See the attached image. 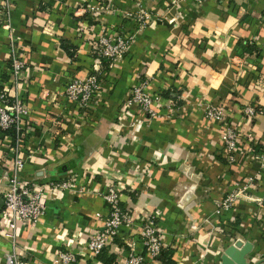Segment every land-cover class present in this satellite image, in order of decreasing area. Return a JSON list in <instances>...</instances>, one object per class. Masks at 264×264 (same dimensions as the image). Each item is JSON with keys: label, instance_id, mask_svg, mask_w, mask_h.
<instances>
[{"label": "crops", "instance_id": "crops-1", "mask_svg": "<svg viewBox=\"0 0 264 264\" xmlns=\"http://www.w3.org/2000/svg\"><path fill=\"white\" fill-rule=\"evenodd\" d=\"M172 1L0 0V89L19 93L31 114L22 136L0 131V264L10 254L22 264H53L63 250L77 253L74 264H102L78 250L102 230L107 185L116 187L120 206L134 219L119 229L123 243L105 249L116 255L115 264H125L130 250L143 264H225L231 236L250 243L248 264H264V207L240 199L220 219L213 214L235 180L250 174L258 181L250 193L264 200V0H181L169 11ZM138 2L176 21L140 30L123 17ZM101 3L121 11L90 9ZM102 29L136 32L122 57L103 61L99 91L83 114L64 91L93 70ZM11 44L26 62L18 87L10 78ZM142 79L158 98L154 119L125 106ZM211 104L224 109L239 135L231 159L221 145L222 125L204 116ZM247 107L258 111L251 121ZM17 154L25 160L22 181L72 176L75 186H46L44 214L33 223L18 221L12 241L2 236L8 229L2 192ZM146 220L156 225L163 248L173 250L172 263L148 257L138 238Z\"/></svg>", "mask_w": 264, "mask_h": 264}, {"label": "built area", "instance_id": "built-area-1", "mask_svg": "<svg viewBox=\"0 0 264 264\" xmlns=\"http://www.w3.org/2000/svg\"><path fill=\"white\" fill-rule=\"evenodd\" d=\"M94 6L92 5L90 9L97 12L109 11L105 3ZM149 16L147 12L129 10L123 12L125 19L138 23L137 28H141V23H146ZM131 38V35L124 36L120 32L107 29H102L97 35L94 44L93 70L86 77L70 80L64 91L66 99L76 103L83 114L89 113L92 101L99 91L100 70L103 61L110 63L122 57L127 51ZM8 60L10 78L18 87L26 62L19 56L16 47L12 44ZM149 85L148 79L138 81L132 86L125 100V106L135 105L141 113L146 114L147 118L157 114L155 103L158 101V98L150 92ZM165 107L170 111L175 110L172 104H167ZM204 112L206 118L215 120L222 125L221 145L231 159L238 149L239 135L237 131L227 122L222 107L212 104L206 105ZM244 112L249 121L258 113L253 107H247ZM174 114L177 115V113ZM30 117V111L19 93L10 94L5 87H2L0 89V131L13 130L20 137L24 131V122H28ZM12 162V173L7 178V188L2 192L4 207L1 216L6 218L8 222V229L2 232V236L14 241V231L18 221L33 223L44 214L46 206L41 200L44 188L48 186L51 189L72 190L75 186V180L71 176L68 180L60 182L50 180L46 183H27L22 181L20 177L25 160L20 154H17ZM102 197L108 204V211L102 219V230L93 233L78 250L80 255L91 260L97 258L103 249L110 247L115 242L123 243V239H118L120 227H132L134 224L131 214L120 206L119 191L116 187L107 185L102 192ZM226 202L227 200L224 202V207H227ZM138 238L145 247L148 257L152 260L157 259L163 248V242L156 225L150 220L140 223L138 225ZM76 260L77 253L63 250L56 254L53 264H74ZM143 262L144 257L133 253L132 250L128 252L125 259V264H143ZM6 264L22 263L17 257L10 254Z\"/></svg>", "mask_w": 264, "mask_h": 264}, {"label": "rangeland", "instance_id": "rangeland-1", "mask_svg": "<svg viewBox=\"0 0 264 264\" xmlns=\"http://www.w3.org/2000/svg\"><path fill=\"white\" fill-rule=\"evenodd\" d=\"M180 1L181 0H174L172 2H169L167 10L170 11ZM107 7H108L107 10H109V11L120 10L119 8H116L117 6L116 7L113 6L112 3H109V4L107 3ZM136 7L137 8H135V10H131V11L147 12L150 15L149 19H148V21L146 23H141V25H140L141 28H138L140 30H142L145 27H148L149 25L153 24L155 21L156 22L157 21H164V22H167L169 24H172L174 21H176V17H172V18H170V17L169 18L168 17L167 18L159 17L157 15V13H155V9L154 8H150L149 9L148 7L144 6L141 2H138ZM137 24H136V26H137ZM135 32H136V30L133 31L130 34L132 36V38H131L130 43H129L128 47H127V51H128V48H129V46H130V44H131V42H132V40L134 38V33ZM178 104H180V103H178ZM170 115H172V114L169 113L167 116H170ZM204 116H205V112H204ZM156 117H158V114H156L154 116L151 115L150 117H148V120L149 119H154ZM257 182L258 181L256 179V175L255 174L247 175L246 177H244L242 179H240V178L236 179L233 187L231 189H229L220 200L217 201V207H216V209L214 210V213H213L214 216H216V218L220 219L227 212H229L231 209H233V206H234L235 202L237 200H240V199H245L247 201H254L256 204H258V206H260V208L264 207V200H262L261 198H257L255 196H253V194H251L250 191H249L250 189H252V188H254L256 186ZM225 200H227V202H226L227 207H224ZM232 228L234 229V227H231V229ZM223 232H225V228L224 229L222 228L221 234H223ZM231 238H233V240H230V242L226 245V247L223 248V252H225L226 249H228L234 243L240 242L239 239H234L235 237L231 236ZM244 243H245L246 246L250 244L248 241H244Z\"/></svg>", "mask_w": 264, "mask_h": 264}, {"label": "water", "instance_id": "water-1", "mask_svg": "<svg viewBox=\"0 0 264 264\" xmlns=\"http://www.w3.org/2000/svg\"><path fill=\"white\" fill-rule=\"evenodd\" d=\"M236 245H239L240 249H238L234 245H232L228 249H226L225 253L228 254L231 258H228V262H226L227 261V255L224 253V255L222 256L223 262L225 264H230L234 261L238 264H248V262L245 259V253H247L248 249L250 248V245L246 246L245 243H243L241 241L236 242ZM240 253H241V256H238Z\"/></svg>", "mask_w": 264, "mask_h": 264}, {"label": "trees", "instance_id": "trees-1", "mask_svg": "<svg viewBox=\"0 0 264 264\" xmlns=\"http://www.w3.org/2000/svg\"><path fill=\"white\" fill-rule=\"evenodd\" d=\"M173 250L171 248H162L157 259L164 263H172L170 257ZM97 258L102 262V264H115L116 255L114 253H105V249L97 256Z\"/></svg>", "mask_w": 264, "mask_h": 264}]
</instances>
